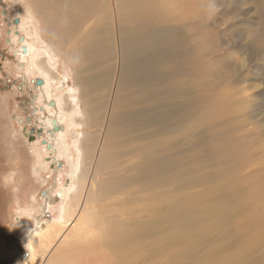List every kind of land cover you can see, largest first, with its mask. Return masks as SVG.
I'll return each instance as SVG.
<instances>
[{
  "label": "rangeland",
  "instance_id": "374dc122",
  "mask_svg": "<svg viewBox=\"0 0 264 264\" xmlns=\"http://www.w3.org/2000/svg\"><path fill=\"white\" fill-rule=\"evenodd\" d=\"M29 1L0 0V264H120L85 249L67 260L65 242L54 249L53 262L44 259L41 251L33 257L31 240L36 228L59 218L64 203L80 184L79 170L94 158L106 163L98 183L91 187L98 192L90 199L91 207L99 212L97 219L118 220L117 226L135 231L138 224L134 222L147 218L151 222L148 228L153 229L143 240L145 247H132L122 264H264V0H164L167 14L155 22V27L174 28L187 51L182 66L169 64L163 71L173 85L172 92L168 95L160 85L152 94L163 102H179V108L171 109V116L156 133L161 137L157 155L171 156L163 200L173 201L175 211L184 214L181 221L186 218L189 223L191 240L168 233L174 227V207H168V202L154 205L150 197L159 188L138 180L140 165L133 169L141 159L139 151H133L137 144L130 146L133 154H129V140L123 139L122 146L114 144L115 133L110 132L103 155L99 153L102 127L91 118L93 108L81 99L84 90L76 82L75 64L57 52L55 62H47L54 75L39 61L41 72L36 67L26 73L32 62L31 58L23 60L21 53H34L27 52L23 42H34V50L44 49L45 41L63 42L65 24H71L65 14L56 24H48L42 10L52 0H46L40 13L34 12L36 21L31 25L27 10L33 5ZM27 26H31V34L24 29ZM33 26L40 32L39 40ZM125 26L129 29L133 24ZM105 47L108 52L109 46ZM48 77L56 96L51 98L56 101L51 112L47 109L51 99L44 96L43 86ZM72 94L79 96L81 110L74 107ZM120 94L125 101L134 98L129 91H119L115 98ZM109 101L108 93L104 113ZM117 102L114 100L115 105ZM171 124L174 129H167ZM59 130L66 135L65 146L70 149L64 155L55 139ZM116 134H121L116 139L127 138L121 131ZM35 146H46L44 160L38 158ZM175 171L184 175L174 176ZM150 217H158L160 226ZM158 242L160 246L155 244ZM79 256L89 260L83 262Z\"/></svg>",
  "mask_w": 264,
  "mask_h": 264
},
{
  "label": "bare ground",
  "instance_id": "6f19581e",
  "mask_svg": "<svg viewBox=\"0 0 264 264\" xmlns=\"http://www.w3.org/2000/svg\"><path fill=\"white\" fill-rule=\"evenodd\" d=\"M22 1L27 3V0ZM45 1L46 0L29 1L34 7L30 9L28 8L29 6L27 7V13L29 14L28 16H30L31 18V20H29L31 25L36 21L34 20V12L38 11L40 13V11L42 10L40 7H42ZM164 4V0H52L50 7L42 10V14L48 24L50 22L56 24L57 20H59L63 14L66 15H64L65 17L70 18L71 24H65V40L63 42H54L51 40V43L45 41L46 47L44 49H37V47L35 48L36 50H34L33 47L35 46V43L29 42L28 39H26V41L23 43L26 44L25 46L27 47V52L30 53L31 51L32 53L33 51L34 56H31V54H28L26 52L21 54H24L22 55L23 60L27 61L29 58H31L32 64H29L25 69L26 73L29 74L31 72H34L36 67H38V71L41 72V67L36 64L37 61H39L40 64H44L50 74L54 75L52 65H47V62L50 60H54L55 62L56 59L54 58V56L57 57V52L63 53L67 57L68 61L70 60L75 64L74 66L77 68L76 82L78 86L83 87L84 90V97L80 95L81 99H84L85 102H88V104L93 108L94 113L91 118L96 122V124L102 127L100 128L102 129V133L101 148L99 149V153L103 155L102 153L106 144V137L110 132L115 133L113 139V142L115 141L114 144L122 146V144H124L122 143L123 139V141H125L126 139L129 140L130 144L127 147L128 153L133 154V151H139V157L141 158L140 162L137 163V165L133 166V169L136 170L140 165L138 180L143 184L148 183L152 186L156 184L159 188H157L158 190H155L150 197L155 203L154 205L160 206V203H164V205H167L168 202V207L170 205L174 207V227L168 233L172 234L175 237L188 236L189 240H191V233L187 231L189 223L187 222L186 218L181 221V216H184V214H180V212H178L177 210L175 211L176 206L173 201L163 200L164 195L162 193L164 191L162 186L163 183L169 182L165 181V179L166 176L170 175L169 168L171 166H169L168 163L170 162V160H167L171 159V156L159 158V156L157 155L160 154L158 151L160 147L158 146L159 136L156 135V133L159 132V129L164 127V119L167 116H171V109L179 108V105H177L179 103V100L177 101V104H175L176 102L171 103L167 99H165L167 101L164 100L163 102L161 101L162 98H158L155 95L153 96L152 93L156 91L160 85L164 87L166 91H168V95L172 92L171 89L173 88V85L167 81V77L163 74V71L167 66H169V64L171 65V67H180L182 60H184L185 58V56L183 55H185V53L187 52L185 51L186 48L182 45L181 41H179V36L173 30L174 28L155 27V22H158L167 14L164 8ZM100 14L101 16L98 17V15ZM63 19L65 20V18ZM127 23L133 24L134 27L132 26V28L131 26H129V29L126 28L128 27L125 26V24ZM34 27L36 28L35 36L37 40H39V38L42 37L40 36L38 28L36 26H33V28ZM24 29L27 30L28 34H31V26H27L26 28L24 27ZM52 36H56L55 32H52ZM42 43H44V41H42ZM65 43H67V45L63 47L62 44ZM106 45L109 46L108 52L105 49ZM105 52L106 54H104ZM42 54L47 55V57H39L42 56ZM79 65H81V68L78 69ZM96 66L98 67V70L93 71V68ZM43 86L45 87L44 96L46 98L48 97L49 99H51L56 97L53 94L55 92V89L51 84L50 77L46 78ZM110 86L114 87V91H110ZM119 91H127V93L129 91L130 95L132 93L134 98L132 100L128 98L125 101L122 98L123 95L121 94V96L119 95L115 98L114 95ZM60 93L61 92H59V94ZM108 93L110 101L108 103L107 110L104 113L103 103L106 100V95ZM71 97L74 100V107L78 108L77 110H81L82 105L79 96L72 94ZM170 98L173 102V97ZM114 100H118V105L117 103L115 105ZM165 102L168 103L166 104ZM49 104L51 106H49V108L47 109L49 112H51L52 109H54L52 108V105H55L56 101H53L51 99L49 100ZM184 108L185 107H183V109ZM86 112L87 111L85 109V114ZM176 112L178 111H175V113ZM88 114L89 112L87 113V116ZM102 114H104V117L101 120ZM97 120L101 121V123ZM56 121L58 123L60 122L58 121V119H56ZM152 126H156L158 129L156 131H153L155 128L150 130L149 128ZM173 126L174 124H171L167 129L171 130ZM60 128L61 126L58 127V129ZM119 131L123 132V134H126L127 138L121 137L116 139V136L121 135L116 134V132ZM56 135V142L61 143L60 155H64L66 151H70V149L67 150L65 146L67 144L66 135L64 134L63 130H59ZM133 143L137 145L136 148L132 151L130 149V146ZM87 144L88 143L85 144L86 148L88 147ZM35 150L38 158H40V160H44L45 158L43 155L44 153H47L46 146L44 147V149H38L35 146ZM70 157L72 158V156ZM88 164V167L87 165H85L84 168L79 170L80 184L75 188L72 195L64 203L63 207L60 210L59 218L55 219L52 222L45 221L41 224V227L38 226L36 228V232L34 233L31 240L33 257H35V255L41 251V253L44 254V259L45 257H47V260H49V262H53L54 249L58 248L59 245L65 242V244L69 246L63 248L64 255L67 260L71 259L72 255H74L75 252L81 253L82 250L85 249L89 250V252L91 253L93 252L95 256L102 254L100 257H104V259H106L107 257H111L112 259L116 260L117 263L122 264V262L124 261V256L127 254V252L129 253V250L132 247L136 249L137 244L138 246H141V249L145 247V243L143 242V240L146 239V235L149 234V231L153 230L152 228H148V223L151 222L145 221L147 218L143 221L138 219L139 221L134 222L135 225L138 224L135 231L130 229V227H126V225L117 226L116 222L118 220L115 222L111 219L103 221H99V219H97L99 217V212L91 207L92 201L90 199L93 197V195L98 194V192L94 193L91 190V187L96 184V182L98 183V176L101 174L100 172H103V170L105 169L106 163L97 162V159L94 158V160L89 162ZM190 165L191 164H189V166ZM149 168L150 170L147 171ZM175 175L183 176L184 173L181 171H175L174 176ZM147 193L148 192L146 191V195ZM62 195L63 193L61 192V196ZM159 210L161 211V208H159ZM143 212L146 214V211L144 209ZM215 220L216 219H213L212 222L215 223ZM177 221H179V223H177ZM152 222H155L158 226H160L161 220L158 217H154L152 218ZM124 227H126L125 230ZM134 240L137 241L133 244ZM155 244H158V246H160L159 242ZM181 250H183V248ZM91 253L89 254L93 255ZM133 256H131L130 258H132ZM79 258L83 262L89 260H85V258H82L81 256H79ZM233 262L232 264H236L237 261ZM135 263L136 262H134V264Z\"/></svg>",
  "mask_w": 264,
  "mask_h": 264
},
{
  "label": "water",
  "instance_id": "95a60500",
  "mask_svg": "<svg viewBox=\"0 0 264 264\" xmlns=\"http://www.w3.org/2000/svg\"><path fill=\"white\" fill-rule=\"evenodd\" d=\"M21 40H23V37H21ZM25 51H26V49H25Z\"/></svg>",
  "mask_w": 264,
  "mask_h": 264
}]
</instances>
